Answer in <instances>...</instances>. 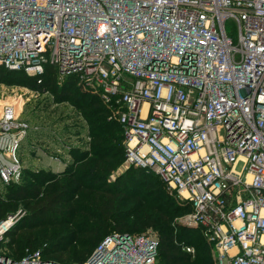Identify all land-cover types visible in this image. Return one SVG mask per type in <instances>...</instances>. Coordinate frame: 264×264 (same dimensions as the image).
I'll use <instances>...</instances> for the list:
<instances>
[{"label": "built area", "instance_id": "2783aa9c", "mask_svg": "<svg viewBox=\"0 0 264 264\" xmlns=\"http://www.w3.org/2000/svg\"><path fill=\"white\" fill-rule=\"evenodd\" d=\"M0 65L29 76L53 65L99 94L117 109L127 162L191 204L183 224L215 263L264 264V0H0ZM5 110L1 134L25 132ZM13 155L0 157L4 183L20 176ZM18 217L0 222V264L158 262L153 229L116 232L83 262L41 249L15 259L1 243Z\"/></svg>", "mask_w": 264, "mask_h": 264}, {"label": "trees", "instance_id": "16d2710c", "mask_svg": "<svg viewBox=\"0 0 264 264\" xmlns=\"http://www.w3.org/2000/svg\"><path fill=\"white\" fill-rule=\"evenodd\" d=\"M15 78L41 95L52 94L54 102L70 101L86 120L92 140L89 150L71 151L74 161L64 170H30L23 182H3L0 222L20 204L26 210L3 238L9 255L21 259L41 249L45 257L83 262L106 237L151 228L160 239L157 264H215L213 245L201 230L178 221L192 210L191 204L167 189L158 174L161 181L147 182L135 173L148 169L133 165L111 179L126 151L123 126L113 114L117 109L73 76L60 81L53 65L39 76L0 65V82ZM187 245L195 249L193 254L185 250Z\"/></svg>", "mask_w": 264, "mask_h": 264}, {"label": "rangeland", "instance_id": "374dc122", "mask_svg": "<svg viewBox=\"0 0 264 264\" xmlns=\"http://www.w3.org/2000/svg\"><path fill=\"white\" fill-rule=\"evenodd\" d=\"M227 25L228 31L236 35L235 22L229 20ZM17 80L15 78V81L0 82V157L3 158L5 164L13 165L15 163L13 151H15L20 165V176L15 177V181L23 182L26 177L25 173L30 170L60 171L66 169L74 161L71 151L73 149L89 150L92 138L87 135L88 124L82 113L70 101L54 102V97L50 93L35 97L33 89ZM9 106L14 107L17 120L26 122L28 126L25 132L22 133L15 129L10 135L8 134V137V135L1 134V122L5 109ZM78 131L81 133L77 134ZM18 137L19 144L14 149L13 139ZM123 157L121 166L110 174L111 179H115L133 166L126 160V151ZM135 174L137 178H143L147 182L160 180L154 170L148 169L145 174L137 171ZM165 185L167 189L175 191L167 184ZM4 186L0 178V188L3 189ZM134 187L138 189L137 185ZM173 194L179 198L176 191ZM24 213L26 210L24 211L23 205L20 204L11 215L19 214V220ZM186 214L178 218L182 225H184L183 219ZM69 257L71 256L68 255L67 258L71 259Z\"/></svg>", "mask_w": 264, "mask_h": 264}]
</instances>
